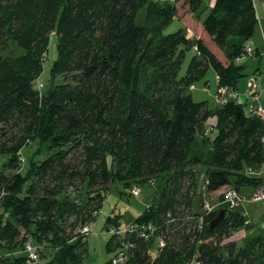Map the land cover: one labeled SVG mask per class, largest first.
<instances>
[{"label": "trees", "instance_id": "trees-1", "mask_svg": "<svg viewBox=\"0 0 264 264\" xmlns=\"http://www.w3.org/2000/svg\"><path fill=\"white\" fill-rule=\"evenodd\" d=\"M202 4L0 0V264H28L29 242L39 259L34 241L51 247L46 264H85L82 227L118 181L130 194L147 181L160 185L127 227L121 214L107 219L124 230L107 248L124 246L126 264H264V231L240 245L232 238L248 223L238 206L204 210L205 197L223 187L242 195V187L262 186L252 172L264 162V119L239 99L210 108L191 92L211 66L216 98L222 86L238 91L247 63L236 58L260 57L250 41L260 18L255 0H215L201 21ZM176 16L202 22L205 35L166 33ZM52 33L58 57L43 90L36 81ZM188 50L194 55L181 75ZM33 142L39 148L22 173L21 150Z\"/></svg>", "mask_w": 264, "mask_h": 264}, {"label": "rangeland", "instance_id": "rangeland-1", "mask_svg": "<svg viewBox=\"0 0 264 264\" xmlns=\"http://www.w3.org/2000/svg\"><path fill=\"white\" fill-rule=\"evenodd\" d=\"M214 2L215 0H203V4L198 12L199 19L201 21H203V19H205L208 13L212 10L211 8ZM143 19L144 17L140 15L137 21L141 23ZM201 24L198 20L196 21L191 17L189 18V16L188 17L185 16V20L181 17L176 16L174 17L172 23L165 28V32L166 33L175 32V30H178L180 28H185V29L188 28V30L192 34H195L196 32V34L200 33L205 35V31H203ZM50 38L51 39L48 45L49 51L44 59V69L42 71V75L36 81V84L39 85V87H42L43 90H47L51 87L52 84L50 83L51 74H52L51 69L58 57V49H57L58 38L54 35V33L51 34ZM207 40L209 41L208 37ZM211 45L213 46L215 52L217 54L219 53L218 55L225 59L224 55L218 50V48L212 42ZM193 55L194 54L192 50L187 51V57L181 65L182 66L180 71L181 75L185 74L186 70L188 69L189 61ZM247 58L248 57L244 59L245 62L248 63L246 70L248 73H251V71L254 69V65L249 61L250 58L248 59ZM247 74L240 80L241 82H243V84L250 75ZM204 76L205 77L201 78L199 81L194 83V87L191 89L193 98L197 101L207 100L210 108L216 107L217 105H219L218 99L216 98L217 90L219 88L218 76L216 75V71L212 66L208 69V71ZM61 81H62L61 77H58L56 79V83H61ZM257 107L254 108L257 109ZM215 135L216 132H213V134H211V137L213 138ZM38 148H39L38 142H33V144L26 145L22 148L21 150L22 152L21 154L23 157V167L21 170L22 173L26 172L27 168L29 167V160L34 155V153L37 152ZM45 154H46L45 151H43V153H38L36 154V156L37 158L43 159L45 158ZM159 186L160 185H157V183L151 181H147V183L138 184L137 187L139 188V192H140L139 195L130 194L128 192L127 186L123 182H119V181L114 183V185L108 189V191L106 192L107 195L103 201V207L101 208V211L97 215V218L93 221L91 225L92 231L87 236L88 255L85 259V264H106L107 260L115 256L116 252L107 248V243L110 240V235L112 234L113 230L116 229V227H107L106 222L108 217L114 216L115 214L123 215L124 220L121 226L127 227V225L133 222L141 213H143L148 208L150 204H152V200L155 194L157 193V189ZM200 186L201 183H199V188ZM244 193H247V190ZM217 195L218 194L209 195L207 197V200H209L211 204H215L217 202ZM245 206H248V204L247 205L245 204ZM194 209L196 211L200 210L199 195H196V197L194 198ZM33 243L37 246V248L39 247L41 256L38 260L29 261L28 264H46L45 262L49 260V258L51 257V251H52L51 247L40 248L43 246H39L40 244L35 243V241ZM152 247H153L152 254L156 256L158 254L157 242L154 243ZM3 253L4 250H0V255H2Z\"/></svg>", "mask_w": 264, "mask_h": 264}, {"label": "crops", "instance_id": "crops-1", "mask_svg": "<svg viewBox=\"0 0 264 264\" xmlns=\"http://www.w3.org/2000/svg\"><path fill=\"white\" fill-rule=\"evenodd\" d=\"M255 6L257 7L260 21L255 27L256 30L254 36L250 41L251 44L256 48L257 52L260 53V57H256L254 55L248 56V58H250L249 61L254 65V69L251 71V73H248L245 69L246 74L248 73L250 75L244 84L240 81L237 85L239 91L238 99L242 103L243 108H245L248 112L255 110L254 107L257 106H260L264 109V0H255ZM243 62H245V60ZM252 76H256L257 88L255 91L249 92L247 84ZM262 118L264 119V114L262 115ZM252 173L256 176H261L264 180V162L261 163V166L258 169L253 170ZM227 187L228 186L223 187L214 193H211V195H220L229 189ZM262 188H264V182L260 188L242 187L240 189L246 200L239 203L237 209L239 210L240 208V211L247 218L248 223L246 226H243L239 228V230L235 231L234 235L232 236V238L236 240L237 244L239 245L244 242L246 236L255 235L264 231V199L255 200L252 198V196ZM246 190L247 193H244ZM245 204H248V206H245Z\"/></svg>", "mask_w": 264, "mask_h": 264}, {"label": "built area", "instance_id": "built-area-1", "mask_svg": "<svg viewBox=\"0 0 264 264\" xmlns=\"http://www.w3.org/2000/svg\"><path fill=\"white\" fill-rule=\"evenodd\" d=\"M169 1H173V0H169ZM253 49L251 47H247L246 52L252 53ZM244 58L243 57H237L236 60L237 62L242 61ZM248 89L249 91H255L256 90V76H252L251 79L248 82ZM238 91L236 90H231L229 87L227 86H222L219 89L217 98L219 100V102L221 104H223L224 102H227L229 100H234V99H238ZM256 114L258 113L260 116H262L264 114V109L262 107H257V109L253 110ZM203 188V187H202ZM133 192L137 195L139 194V188H134ZM252 198H254L255 200H261L264 199V188L260 189L258 192H256ZM244 200H246V198L244 196H242L240 194L239 191L235 190L234 188L228 189L225 192V196H224V200L221 202H218L216 204H211L209 201H206L205 206H204V210L206 211H211L212 209L216 208V206H218L221 203H229V206L231 208L233 207H237L239 203L243 202ZM203 221V218H202ZM122 228V227H121ZM126 229V228H124ZM92 231L91 225L86 224L82 227V232L89 234ZM124 232V230L120 229V228H116L113 230L112 234H117L119 235L120 233ZM159 246H165V240L164 238H161L159 240ZM25 252L29 253V261H35L38 259L39 256V252H36V247H34V245L29 242L26 245L25 248ZM126 253H127V249L124 246H120L117 250V253L115 255V257L113 258L114 260V264H126Z\"/></svg>", "mask_w": 264, "mask_h": 264}, {"label": "bare ground", "instance_id": "bare-ground-1", "mask_svg": "<svg viewBox=\"0 0 264 264\" xmlns=\"http://www.w3.org/2000/svg\"><path fill=\"white\" fill-rule=\"evenodd\" d=\"M244 59H245V58H243V61H244ZM202 187H203V186H201V189H202ZM221 194H223V196H225V192H223V193H221ZM210 195H211V194H210ZM207 197H208V196H207ZM207 197H205V200H206V201H209V200H207ZM223 200H224V198H223V199H219V195H218V196H217V202H216V203L221 202V201H223ZM216 203H215V204H216ZM221 204H222V203H221Z\"/></svg>", "mask_w": 264, "mask_h": 264}]
</instances>
